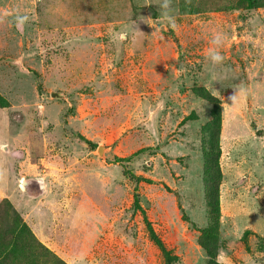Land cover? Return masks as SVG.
I'll use <instances>...</instances> for the list:
<instances>
[{"label":"rangeland","instance_id":"obj_1","mask_svg":"<svg viewBox=\"0 0 264 264\" xmlns=\"http://www.w3.org/2000/svg\"><path fill=\"white\" fill-rule=\"evenodd\" d=\"M243 6L0 0V264H264V0Z\"/></svg>","mask_w":264,"mask_h":264},{"label":"trees","instance_id":"obj_2","mask_svg":"<svg viewBox=\"0 0 264 264\" xmlns=\"http://www.w3.org/2000/svg\"><path fill=\"white\" fill-rule=\"evenodd\" d=\"M259 1H260V0H243V1L240 0V3L242 2V4H243V2H244V6H243V8H244L245 12H247V11H253L254 9H256L257 6H258ZM89 142H90V141H88V143H89ZM137 193H138V192H137ZM134 204H135L136 206H138V209L143 210V209L141 208L140 197H139L138 194H136V197H135V200H134ZM143 211H144V210H143ZM143 213L145 214V211H144ZM144 218H145V221H148L146 217H144ZM147 226H149L150 233H151V238L154 240V242H155L158 246L162 247V242L157 238L155 232L153 231V229L151 228V226H150L149 223L147 224ZM7 248H8V247L5 246V245H4L2 248H0V260H1L2 257L7 256V253L5 252V250H8ZM164 254H165L166 262H167L168 264H171V256L169 255V253H168L167 251H165ZM2 263H3V261H2Z\"/></svg>","mask_w":264,"mask_h":264},{"label":"clouds","instance_id":"obj_3","mask_svg":"<svg viewBox=\"0 0 264 264\" xmlns=\"http://www.w3.org/2000/svg\"><path fill=\"white\" fill-rule=\"evenodd\" d=\"M167 7V5H165ZM127 38L126 34H121L119 36V40H125ZM224 37L221 34H214L212 44L216 47L210 48L208 52V57L211 60L213 65H220L222 64L224 57L221 55L220 51L218 50L219 47L222 45ZM214 82H221L219 78L214 77Z\"/></svg>","mask_w":264,"mask_h":264},{"label":"water","instance_id":"obj_4","mask_svg":"<svg viewBox=\"0 0 264 264\" xmlns=\"http://www.w3.org/2000/svg\"><path fill=\"white\" fill-rule=\"evenodd\" d=\"M9 60H12V58L11 57H8V56H0V61H9ZM51 96L52 97H58V98H62L63 97L61 94H59L57 92L51 93ZM263 138H264V131H263ZM102 150H103V147L100 146L99 147V152L101 153Z\"/></svg>","mask_w":264,"mask_h":264},{"label":"crops","instance_id":"obj_5","mask_svg":"<svg viewBox=\"0 0 264 264\" xmlns=\"http://www.w3.org/2000/svg\"><path fill=\"white\" fill-rule=\"evenodd\" d=\"M0 149H1V144H0ZM4 178H6V176L4 175ZM7 179V178H6ZM6 185V182L5 183H0V186L1 187H4Z\"/></svg>","mask_w":264,"mask_h":264}]
</instances>
